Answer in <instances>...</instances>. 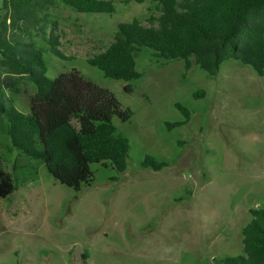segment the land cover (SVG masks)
Listing matches in <instances>:
<instances>
[{
	"label": "rangeland",
	"instance_id": "rangeland-1",
	"mask_svg": "<svg viewBox=\"0 0 264 264\" xmlns=\"http://www.w3.org/2000/svg\"><path fill=\"white\" fill-rule=\"evenodd\" d=\"M113 1L112 15L59 7L46 30L66 59L43 58L48 78L76 70L131 110L128 122L113 118L129 142L127 170L93 164L94 183L76 193L14 149L0 122V166L15 186L0 199V264H216L243 254L241 230L264 209V76L233 60L213 78L185 74L180 61L160 63L143 48L140 79L105 78L87 58L108 47L119 23L150 26L153 9L150 0ZM0 72L26 112L33 84ZM177 103L188 121L169 129L187 119ZM146 156L167 166L143 168Z\"/></svg>",
	"mask_w": 264,
	"mask_h": 264
},
{
	"label": "trees",
	"instance_id": "trees-1",
	"mask_svg": "<svg viewBox=\"0 0 264 264\" xmlns=\"http://www.w3.org/2000/svg\"><path fill=\"white\" fill-rule=\"evenodd\" d=\"M150 2V26L136 19L119 23L108 47L87 58L103 77L126 83L140 79L137 57L143 48L160 63L180 61L185 74L199 68L213 78L223 62L233 60L264 76V0ZM0 5V71L25 77L35 88L28 110L22 112L10 92L12 78L4 79L0 72V122L12 147L44 164L55 181L76 193L94 183L93 164L109 162L117 174L125 173L129 142L117 132L113 118L128 122L131 110L76 70L48 78L43 58L49 52L66 59L54 30H46L48 23L55 28L59 7L78 14L112 15L114 1L1 0ZM124 89L131 91L129 86ZM175 106L187 119L168 123L169 129L188 121L189 111ZM165 166L150 156L141 163L155 171ZM14 191L11 177L0 166V199ZM250 213L252 220L241 230L243 254L215 260L216 264H264V209Z\"/></svg>",
	"mask_w": 264,
	"mask_h": 264
}]
</instances>
